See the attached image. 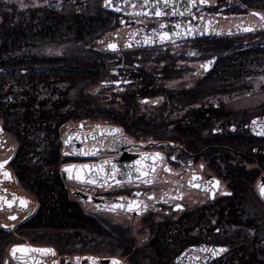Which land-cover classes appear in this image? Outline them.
<instances>
[{
    "label": "flooded vegetation",
    "instance_id": "flooded-vegetation-1",
    "mask_svg": "<svg viewBox=\"0 0 264 264\" xmlns=\"http://www.w3.org/2000/svg\"><path fill=\"white\" fill-rule=\"evenodd\" d=\"M111 16L107 40L101 48L95 43L106 66L90 96L97 101L105 92L104 108L92 100L83 104L78 95L77 103L43 124L56 135L41 149L0 105V163L8 161L0 169V264L24 262L22 253H10L27 246L56 253L29 255L28 264H264V136L257 134L264 126L258 121L264 119V7L207 0L182 18ZM191 18L214 20L218 30H253L155 46L133 43L136 27ZM112 43L116 51L108 48ZM53 58L64 57L42 60ZM31 84L15 83L29 92ZM58 94L49 97L61 99ZM103 126L120 129L118 137L82 145L101 153L82 156L62 145L65 133ZM115 151L160 153L164 160L154 174L137 179V173L119 186L61 179L62 166L98 165L114 159ZM121 197L144 212L133 217L113 210Z\"/></svg>",
    "mask_w": 264,
    "mask_h": 264
},
{
    "label": "trees",
    "instance_id": "trees-1",
    "mask_svg": "<svg viewBox=\"0 0 264 264\" xmlns=\"http://www.w3.org/2000/svg\"><path fill=\"white\" fill-rule=\"evenodd\" d=\"M102 1L61 0L18 16L0 12V105L13 121L25 126V133L39 141L36 145L41 149V143L56 135V128L43 124L59 116L57 111L70 103V93L77 85H93L104 73V55L94 47L97 42L101 48L106 40L112 16L102 10ZM237 1L251 8L264 7V0ZM54 42L76 45L82 55L44 61L30 53ZM20 81L34 84L31 92L19 90L15 83ZM61 87L67 92H61ZM57 92L61 100L49 97ZM79 96L86 103V95ZM18 97L26 100L18 102Z\"/></svg>",
    "mask_w": 264,
    "mask_h": 264
},
{
    "label": "water",
    "instance_id": "water-1",
    "mask_svg": "<svg viewBox=\"0 0 264 264\" xmlns=\"http://www.w3.org/2000/svg\"><path fill=\"white\" fill-rule=\"evenodd\" d=\"M157 0H149L148 3H145V0H112V3L108 6H106V0H103L101 3V8L104 12H107L109 14L113 15H118L121 17H138V18H143L147 20H168L171 18H182L185 15H187L190 11L193 9H196L198 7L204 6L207 4L206 3H200V0H196L195 4L190 3L189 0H171L169 5L165 6L162 2L159 3V7L162 8L167 15L163 17H156L154 15L155 9L152 8V5L155 4ZM136 4L137 7L133 8L132 5ZM119 8L120 11H116L115 9ZM142 12H148L147 16L144 15H137V13H142ZM180 13H183L181 15ZM163 23L167 25L166 28L161 29L160 24ZM152 22L143 26L136 27L132 32L133 36V43L135 45H142V46H155V45H161V44H166V43H172V42H177V41H183V40H191V39H199V38H205V37H214V36H225V35H232L236 33H241V32H247L244 31V29H234V30H218L216 29V21L207 19V18H191L189 20H183V21H171V22ZM176 25H180L179 28L176 27ZM191 29V31H188ZM161 31H167L170 34H172V40L170 41H165L161 42L156 35L157 33ZM179 32L180 35H175V33ZM152 38L153 43L146 44L145 40L146 38ZM258 121H264V119H260ZM117 128H113L110 126H103V127H97L94 131H90L88 133L80 134V133H65L63 135V140H62V145L63 147H71L73 146L75 148V152L78 155L82 156H88L90 157L91 155H83L80 154L81 150L84 152H102V148H98L96 146L92 145L93 141L100 140L102 137H118L119 132H115L114 130ZM71 138V139H69ZM68 141V143H66ZM90 142V147L86 148L83 147L82 145L84 143H89ZM118 142V141H116ZM99 150H98V149ZM116 157L111 160H106L109 161L110 163L104 164L105 161H101L97 166L104 164V173H99L96 174L93 172V175L88 177L89 179H96V183L107 185L108 183L115 182V180L111 179V174H112V165L116 166V176L115 179L119 180L121 182L129 180V174L131 175V179H133L134 175H136L138 172L136 171L137 164L136 162L141 159V156L138 155H129L127 153H121L116 152ZM149 160H147L148 162ZM145 162V161H144ZM146 163V162H145ZM91 165V164H88ZM70 165H65L62 166L61 171H60V176L61 179L65 182H72V183H81V184H88V185H95V184H90L86 182H81L80 180L75 179L76 171L75 169L71 173L73 178H69V173L65 172L64 169ZM80 166V165H76ZM105 173L108 174L107 176V183L104 182L105 180ZM139 174V173H138ZM90 201H92L91 198H89ZM125 204L127 205L128 201L127 200H121L118 199V203L116 204ZM114 204V205H116ZM113 206V205H111ZM120 209V208H116ZM126 212H130L127 210L125 207L124 209H120ZM144 212L143 209H140L139 207H135L133 211L130 213L132 214L133 217L135 216H140ZM28 247V246H27ZM17 247H12L11 248V253L10 256L13 257L12 255V250ZM28 248H33V247H28ZM39 252H31L28 254H24L21 256L22 259H24V262H18V264H28L26 261V257L29 255H38ZM16 255L14 256V258ZM93 260V259H92ZM111 260L109 259H95L91 262V264H107L110 263Z\"/></svg>",
    "mask_w": 264,
    "mask_h": 264
},
{
    "label": "snow or ice",
    "instance_id": "snow-or-ice-1",
    "mask_svg": "<svg viewBox=\"0 0 264 264\" xmlns=\"http://www.w3.org/2000/svg\"><path fill=\"white\" fill-rule=\"evenodd\" d=\"M148 2H149V0H145V3H148ZM160 2H162L165 6H167L171 2V0H157V2L152 5V8L155 9L154 15L156 17H163V16L167 15V13L162 8H160L158 6ZM189 2L195 4L196 0H189ZM206 2H207V0H200V3H206ZM111 3H112V0H106V6L110 5ZM132 7L135 8V7H137V5L133 4ZM115 10L116 11H120L119 8H116ZM180 14L183 15V13H180ZM137 15L147 16L148 12L137 13ZM261 19L264 20V16H262ZM166 27H167V25H165L163 23L160 24V28L161 29H164ZM176 27L179 28L180 25H176ZM252 30L253 29H251V28H245L244 29V31H252ZM188 31H191V29H189ZM156 35L158 36V38H159V40L161 42L172 40V34H170L167 31H161V32L157 33ZM175 35L178 36V35H180V33L177 32V33H175ZM145 43L146 44L153 43L152 38H150V37L146 38ZM131 46H132L131 44L127 45V47H131ZM108 48L113 50V51H116L117 50V45L115 43H112V44L108 45ZM252 124L253 125L257 124V121L253 120ZM0 131H2V129H0ZM114 131L115 132H119L120 129H115ZM257 134L261 135V136H264V126L261 127V130ZM69 139H71V138H69ZM66 143H68V141H66ZM80 154H83V155H95L96 152L92 151V152L89 153V152H84L83 150H81ZM65 155H68V153H65ZM149 159H151L153 163L151 165L145 164L144 161H147ZM163 160H164V157L160 153H155V154H152L151 156L149 154H146V153L142 154L141 155V159L136 162V164H137L136 171L140 174L137 177V179H140L141 177H148L150 174H154L155 171H156L155 164L157 162H163ZM7 163H8L7 160H5L3 163H0V169H3L5 164H7ZM107 163H110V162L109 161H105L104 162V164H107ZM104 164H101L99 166H97V165H88V164H84V165H80V166L70 165V166L66 167L64 169V171L68 172L70 174L69 178L71 179V178H73L71 173L75 169V171H76V175L74 177L75 179L80 180L81 182L95 184L97 182L96 179H94V178L93 179H89L88 177L92 176L93 172H95L96 174L104 173V171H105L104 170ZM164 170L165 171H169V169H167V168H165ZM116 171H117L116 170V166L112 165L111 179L115 180V183L119 186V185H121L122 182L115 179ZM2 174H3V176L6 179H10L11 178L10 173H8L7 171L3 172ZM107 176H108V174L105 173V180H104L105 183H107ZM129 179L131 180V175L130 174H129ZM193 179H196V177H193ZM144 183H151V181L145 179ZM218 183L219 182H217V184ZM196 186L198 187L199 185H196ZM260 192H261V195L264 196V185L260 186ZM137 195H138V193H137ZM120 199L123 200L124 198L121 197ZM5 202L7 203V201H5ZM21 203H25V202L21 201ZM8 206L11 207V204L9 203ZM139 206H140L139 203L136 202V201H128L127 205L121 203V204L113 205L112 208L114 210L116 208L124 209L126 207L127 210L131 212V211L134 210L135 207H139ZM11 218L15 219V217H11ZM205 251H215V250L205 249ZM219 251L220 252H224V251H227V249H220ZM17 252L24 253V254H28V253H31V252H39V253H42V254H45V255L51 254L53 257L56 255V253H55V251L53 249H35V248H27V247L14 248L12 250V255L15 256ZM54 264H55V262H54ZM112 264H119V262L116 261V260H113Z\"/></svg>",
    "mask_w": 264,
    "mask_h": 264
},
{
    "label": "rangeland",
    "instance_id": "rangeland-1",
    "mask_svg": "<svg viewBox=\"0 0 264 264\" xmlns=\"http://www.w3.org/2000/svg\"><path fill=\"white\" fill-rule=\"evenodd\" d=\"M61 0H0V12L2 13H10L13 12L15 15H20L19 13L26 12L29 9L37 8L40 6H43L46 3L50 2H60ZM235 4L236 2L233 1ZM232 4V3H231ZM230 4V5H231ZM13 7V9H12ZM232 7H234L232 5ZM57 10H60L59 7H57ZM108 38V37H107ZM107 40V39H106ZM95 50V49H94ZM80 49L78 46L69 44V43H58L54 42L53 44L49 45H43L34 49L30 50V53L41 56V57H67V58H74L76 56H81ZM82 85H77L70 93V100L69 105H73L74 103H77L78 101L74 100L78 95H80L83 92V95H86L84 97L85 101H89L91 103V95H94V90L97 88L96 85H87L85 88L81 87ZM101 97L98 96L97 101L92 100L95 103L100 104L101 108H104L103 104H108L107 97L105 92H100ZM89 96V97H88ZM57 99L56 97H53ZM61 100V99H60ZM10 119V117H9Z\"/></svg>",
    "mask_w": 264,
    "mask_h": 264
}]
</instances>
